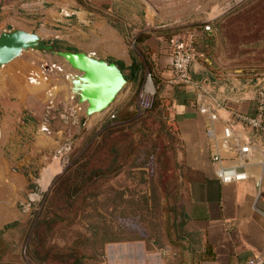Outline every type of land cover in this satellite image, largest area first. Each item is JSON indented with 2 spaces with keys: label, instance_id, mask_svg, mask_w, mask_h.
Wrapping results in <instances>:
<instances>
[{
  "label": "crops",
  "instance_id": "0c3cea01",
  "mask_svg": "<svg viewBox=\"0 0 264 264\" xmlns=\"http://www.w3.org/2000/svg\"><path fill=\"white\" fill-rule=\"evenodd\" d=\"M188 1L0 0V32L10 28L35 31L45 40L61 41L63 48L95 53L123 63L125 69L133 62L132 45L142 42L147 49L145 54L138 51L144 64L142 80L134 83L128 79L129 87L138 90L150 66L168 98L179 142V197L187 240L176 253L178 258L170 246L162 257L157 252L147 253L145 244H134L131 247L138 246L141 257L114 260L108 244L103 264H247L256 256L264 259V133L239 117L254 112L264 72L252 68V76L245 68L216 57L213 31L205 26L184 29L189 24L180 22V15L165 22L157 20L158 5L164 9L186 7ZM195 1L194 5L200 2ZM169 29L189 31L196 38L188 82L172 78ZM39 63L38 57L23 54L0 66V231L12 222H26L34 201L56 178L57 164L53 165L46 153L56 152L68 142L73 129L69 120L79 127L82 121L92 123L95 119L76 111L69 98L70 84L55 74L48 82ZM42 79H46V93L29 90L30 83L41 84ZM126 98L121 97L109 110ZM28 104L30 113L26 115L21 108ZM44 104L51 106V115L41 112ZM68 105H72L69 111ZM200 106L208 111L201 112ZM226 126L232 129L229 137L224 132ZM245 144L250 149L241 152ZM214 154L220 155V161L213 160ZM220 167H233L245 172L247 178L222 182L216 176ZM47 172L51 175L45 184ZM1 261L21 264L9 256Z\"/></svg>",
  "mask_w": 264,
  "mask_h": 264
},
{
  "label": "rangeland",
  "instance_id": "374dc122",
  "mask_svg": "<svg viewBox=\"0 0 264 264\" xmlns=\"http://www.w3.org/2000/svg\"><path fill=\"white\" fill-rule=\"evenodd\" d=\"M190 1L186 7L164 9L158 5L155 10L157 20L163 19L165 22L174 15H180V22L189 24L184 29L189 30L194 27L201 29L210 24V30L213 31L211 42L213 47H216V57L233 67L245 68L252 76L254 70L264 72V0H200L195 5V0ZM131 48L136 55H140L138 51L145 54L143 50H147L142 43L132 45ZM25 54L38 57L43 74L50 75L47 76L48 82L55 74L69 84L65 72L57 67L62 58L49 51L29 50ZM148 69L152 72L150 66ZM45 80L42 79L41 84L28 81L29 90L41 95L47 86ZM158 85V88L155 86L159 101L157 109L142 115L134 108L137 90L131 89L127 83L118 95L117 100L127 96L129 106L140 115V119L128 130L131 135L123 140L125 157L120 159L119 155V161L113 165V168L117 169L109 171L91 186V194L83 206L63 211L68 218L65 217V220L55 224L53 229L47 232L45 245L40 250L41 254L48 252L47 262L50 264H72L76 258L82 256V262L86 261V264H103L105 260L99 261V241L94 239V231L136 238L119 242V246L117 243H110V257L114 260L123 256L127 259L141 257V249L139 250L138 246L131 247L134 244H145L147 253L157 252L162 257L166 255L164 251L168 246L177 253L181 252V247L176 245L178 239L175 238V228L172 225L182 188L181 165L178 159L179 142L161 81ZM41 107L43 114L51 115V106L44 104ZM67 107L69 111L72 105ZM109 109L92 115L95 118L92 123L82 121L79 127L69 120L67 124L73 129L68 142L56 152L46 153L53 165L55 162L57 164L56 177L68 167L72 154L82 147L83 143L98 138L101 122L107 117ZM158 109L161 110L160 113ZM21 112L29 114L30 105H22ZM55 119L59 121V118ZM60 123L64 124L62 121ZM106 149L104 147L98 157H105ZM99 163L108 165V161ZM48 164L50 165L49 162ZM44 170L45 168L41 171ZM50 186L34 201L27 221L9 232V238L16 247L14 251L20 253L22 262L23 259L26 263L29 260V255L24 249L26 244L32 241V216L41 210ZM65 200V196L59 200L64 207L67 206ZM128 245L129 247H126ZM174 257H177L176 253ZM169 264L173 262L169 261Z\"/></svg>",
  "mask_w": 264,
  "mask_h": 264
},
{
  "label": "trees",
  "instance_id": "16d2710c",
  "mask_svg": "<svg viewBox=\"0 0 264 264\" xmlns=\"http://www.w3.org/2000/svg\"><path fill=\"white\" fill-rule=\"evenodd\" d=\"M180 32L181 30L177 29L171 30L167 35V39L169 40L171 36ZM141 43L142 42H140V44ZM54 44L57 48L64 47L61 41H55ZM140 44L136 43V45ZM143 51L145 52V50ZM133 55V62L128 68L125 69L123 63H120V66L127 79L134 83H141L144 64L140 56L136 55L134 51ZM151 73L155 86H157V88L160 87L158 85L160 81L156 78L153 72ZM157 94L158 90H156V102L154 108L139 113L140 115L157 109V106L159 105ZM129 105L130 101L124 100V102L110 110L107 117L101 122L100 132L97 135L98 138L92 139L89 143H83L82 147H79L72 154L71 162L68 167L52 182L41 210L35 213L31 219V228L33 232L31 237L32 241H29L24 249L29 255V262L27 261L26 263L24 259L22 262L20 253L14 251L16 247L13 246L11 239L9 238V232L16 228L19 223L12 222L7 225L5 231H0V264H9L1 261L8 256L20 260L21 264H50L47 262L48 252L46 254H41L40 250L41 247H44L45 245L47 232H50L55 224L65 220V217L68 218L66 214H63V211H69L70 209H77L78 207L83 206L85 200H87L88 196L91 194V186L109 171L117 169V167L113 168V165L119 161V155L120 159L125 157L123 140L131 135L128 130L131 129L134 123L140 119V115H137ZM160 112L161 110L158 109V113ZM93 134H95L94 131ZM129 142L131 145L132 140ZM104 147L107 148L105 152L106 155L105 157L100 158L98 155ZM104 161H108V165L103 166L102 163H99ZM63 196L66 197V207L59 202ZM175 211L176 216L172 225L175 228V238L178 239L176 245L182 248L183 241L187 240V234L184 232V220L180 208L179 195ZM93 236L95 240L98 239L99 241V261L106 259V248L108 244L136 239L132 236L124 238L123 235L118 233H99L97 231L93 232ZM174 252L177 253L176 251ZM14 255L16 257H13ZM82 258H84V256L76 258L72 264H86V261L82 262Z\"/></svg>",
  "mask_w": 264,
  "mask_h": 264
},
{
  "label": "water",
  "instance_id": "95a60500",
  "mask_svg": "<svg viewBox=\"0 0 264 264\" xmlns=\"http://www.w3.org/2000/svg\"><path fill=\"white\" fill-rule=\"evenodd\" d=\"M55 41L45 40L35 31L4 29L0 32V66L29 50L52 52L63 59L57 67L65 72L70 84L69 98L74 109L83 111L87 119L109 109L128 83L122 67L95 53L57 48Z\"/></svg>",
  "mask_w": 264,
  "mask_h": 264
},
{
  "label": "built area",
  "instance_id": "2783aa9c",
  "mask_svg": "<svg viewBox=\"0 0 264 264\" xmlns=\"http://www.w3.org/2000/svg\"><path fill=\"white\" fill-rule=\"evenodd\" d=\"M205 29H210V24L205 25ZM171 49V65L170 71L173 80L177 82H188L190 80V67L196 56V38L189 31H181L169 38ZM156 102V87L153 82L151 71H147L145 79L139 89L136 91L135 108L138 113L154 108ZM200 111H208L205 106H200ZM211 117L215 119L217 114L211 111ZM240 119L257 132L264 133V82L259 85L256 95L255 110L252 114H239ZM231 127L226 126L224 132L226 136L231 135ZM250 146L243 145L241 152H248ZM219 154H214L213 160L220 161ZM216 176L222 182L239 181L247 178L245 172L238 171L233 167H220L216 170ZM264 259L262 256H256L247 264H262ZM30 264V263H28Z\"/></svg>",
  "mask_w": 264,
  "mask_h": 264
},
{
  "label": "bare ground",
  "instance_id": "6f19581e",
  "mask_svg": "<svg viewBox=\"0 0 264 264\" xmlns=\"http://www.w3.org/2000/svg\"><path fill=\"white\" fill-rule=\"evenodd\" d=\"M50 175H51V172H47L46 176H45V179H44V183H48L49 179H50Z\"/></svg>",
  "mask_w": 264,
  "mask_h": 264
}]
</instances>
